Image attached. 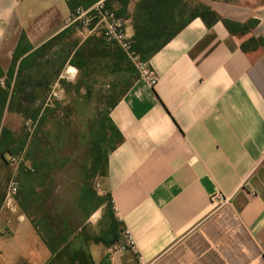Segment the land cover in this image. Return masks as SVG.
Wrapping results in <instances>:
<instances>
[{"label":"crops","instance_id":"obj_1","mask_svg":"<svg viewBox=\"0 0 264 264\" xmlns=\"http://www.w3.org/2000/svg\"><path fill=\"white\" fill-rule=\"evenodd\" d=\"M98 1L0 0V138L5 127L24 140L31 119L47 143L34 159L22 153L20 167L6 155L19 194L7 201L0 178V264H264V0H199L220 21L192 19L152 55L155 86L136 69L114 72L119 48L98 46L99 34L66 27L75 8ZM105 1L124 12L132 38L144 0ZM115 74L131 84L109 109L123 141L104 174L97 157L73 170L49 150L63 141L56 116ZM55 90L63 99L48 106Z\"/></svg>","mask_w":264,"mask_h":264},{"label":"trees","instance_id":"obj_2","mask_svg":"<svg viewBox=\"0 0 264 264\" xmlns=\"http://www.w3.org/2000/svg\"><path fill=\"white\" fill-rule=\"evenodd\" d=\"M141 10L144 13H139L140 15H136L133 19L135 32L132 37V46L144 62L148 61L152 55L173 39L192 19L200 18L208 27L220 21L218 14L209 5L199 0H144ZM118 15L124 17V12L118 13ZM225 24L228 27L233 25L229 22H225ZM254 25L255 22H251L248 27L252 28ZM238 27L241 30L242 27ZM95 36H100L97 39L99 46L104 39L101 34ZM113 57L117 60L113 67L114 72L123 71L126 74L133 73V70L136 69L120 48L114 50ZM73 65L79 66L75 60H73ZM130 87L131 84L122 89L120 95L109 106L110 110L119 103L120 96L124 95ZM109 115L110 112L108 111L105 120L101 123L100 131L93 135L97 142L96 171L103 174L107 169L108 150L115 149L123 141L121 134L112 125ZM2 119L3 115L0 114V128ZM41 125L42 121L41 124L39 123L37 132L40 131ZM37 132L31 140L29 135H26L24 140L18 141L14 139V134L10 130L3 127L0 138V158L2 161L6 162V155L18 156L22 153L27 154V159H34L35 151H40V141H35ZM36 144L39 148L34 150ZM37 168L39 167L37 166Z\"/></svg>","mask_w":264,"mask_h":264},{"label":"rangeland","instance_id":"obj_3","mask_svg":"<svg viewBox=\"0 0 264 264\" xmlns=\"http://www.w3.org/2000/svg\"><path fill=\"white\" fill-rule=\"evenodd\" d=\"M115 78L107 76V80L103 79L97 83L92 95L87 94L85 97L71 95L68 100V104L64 105L62 112H58L57 117H60L61 129L53 126L52 134L61 135L63 138L60 145H55L49 149L51 153H59L62 161H68L69 167L73 170L82 168L83 162L88 166L92 160L86 161V157H92L95 159L97 153L92 146L94 142V134L100 131L101 123L105 120L106 115L109 111V106L120 95L122 89L125 87L122 81V74H115ZM76 80L66 81L67 84H73ZM85 88H89L88 82H83ZM93 86V82H92ZM93 88V87H92ZM63 97L59 100H62ZM87 103L91 106V113H85L84 107L79 106L76 103ZM51 126V125H50ZM51 128V127H50ZM22 129L29 135L30 139L36 134L37 130L35 128H30L24 121ZM45 137V136H43ZM43 137H36L35 140L41 142L40 148L42 151H47V143L43 144ZM66 139V142L64 141ZM37 142V141H36ZM94 145V144H93ZM49 148V147H48ZM88 155V156H87ZM60 159V161H61ZM60 163V162H59ZM68 167V168H69ZM92 174V173H91ZM12 177V168L10 165L3 162L0 166V178L2 180L1 186L8 187L10 179ZM92 185L95 184V180L92 179Z\"/></svg>","mask_w":264,"mask_h":264},{"label":"built area","instance_id":"obj_4","mask_svg":"<svg viewBox=\"0 0 264 264\" xmlns=\"http://www.w3.org/2000/svg\"><path fill=\"white\" fill-rule=\"evenodd\" d=\"M66 27L72 28L73 31L82 37L87 39L92 35L101 34L106 44L110 46L119 47L135 66L140 74V77L144 79L149 85L155 86L157 83V75L150 68L148 62L141 60L140 56L135 52L132 46V38L129 35V28L127 21L119 16L117 12L108 6L105 0H100L89 7L79 6L70 14L66 21ZM73 72H70L72 74ZM73 79L70 75L68 80ZM72 81V80H71ZM61 98V91L55 90L47 99V105L53 106L56 101ZM26 124L30 128H35L37 122L29 119ZM25 162L24 155L11 157L9 164L14 167H20ZM95 189L99 190L100 186L97 182L93 185ZM19 194V182L16 176L10 179L6 200L10 201ZM218 204H226L227 198H224L219 194L216 198ZM114 211H117L115 205H113ZM125 237L127 239L128 246L135 250V243L128 230L125 231ZM126 249L125 245H118L111 248L110 253L113 254L116 251ZM140 264H148L143 261L142 257L139 258Z\"/></svg>","mask_w":264,"mask_h":264}]
</instances>
